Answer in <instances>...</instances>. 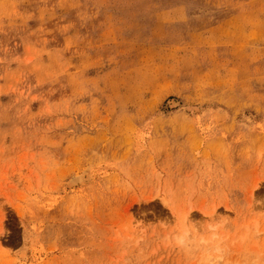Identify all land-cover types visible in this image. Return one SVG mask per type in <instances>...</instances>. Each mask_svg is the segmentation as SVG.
<instances>
[{
    "label": "rangeland",
    "instance_id": "374dc122",
    "mask_svg": "<svg viewBox=\"0 0 264 264\" xmlns=\"http://www.w3.org/2000/svg\"><path fill=\"white\" fill-rule=\"evenodd\" d=\"M262 153L264 0H0V264H264Z\"/></svg>",
    "mask_w": 264,
    "mask_h": 264
},
{
    "label": "clouds",
    "instance_id": "9594fccd",
    "mask_svg": "<svg viewBox=\"0 0 264 264\" xmlns=\"http://www.w3.org/2000/svg\"><path fill=\"white\" fill-rule=\"evenodd\" d=\"M249 158L251 159V156ZM257 158L264 159V153L259 154ZM190 213L174 217L172 223L167 219L160 221L164 231V243L189 258L197 259L198 264H223L226 249L223 246L221 231L224 221L217 213L206 217L204 221H192L189 218ZM5 232L3 225L0 226V235Z\"/></svg>",
    "mask_w": 264,
    "mask_h": 264
},
{
    "label": "bare ground",
    "instance_id": "6f19581e",
    "mask_svg": "<svg viewBox=\"0 0 264 264\" xmlns=\"http://www.w3.org/2000/svg\"><path fill=\"white\" fill-rule=\"evenodd\" d=\"M83 180H84V176L83 175H77L76 177H74L71 180L70 184H72L74 186V185H77V184L83 182Z\"/></svg>",
    "mask_w": 264,
    "mask_h": 264
}]
</instances>
